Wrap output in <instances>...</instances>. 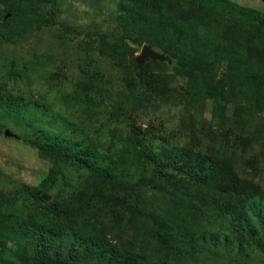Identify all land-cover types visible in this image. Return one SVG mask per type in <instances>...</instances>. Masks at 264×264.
Masks as SVG:
<instances>
[{"label":"rangeland","instance_id":"rangeland-1","mask_svg":"<svg viewBox=\"0 0 264 264\" xmlns=\"http://www.w3.org/2000/svg\"><path fill=\"white\" fill-rule=\"evenodd\" d=\"M236 7L260 19L252 14L247 26ZM263 20L264 0H0V264H87L72 244L76 232L94 233L64 224L65 236L40 241L48 215L89 212L116 244L106 216L120 210L122 244L148 247L155 264H264V133L244 110L226 122L216 112L228 90L246 106L255 83L247 68L235 75L205 59L198 68L207 70L190 80L165 52L186 50L193 28L215 36L228 27L258 75ZM175 22L179 41L163 33ZM147 45L169 62L139 66ZM228 119L249 123L244 154L225 150ZM186 169L191 181L177 182Z\"/></svg>","mask_w":264,"mask_h":264},{"label":"trees","instance_id":"trees-1","mask_svg":"<svg viewBox=\"0 0 264 264\" xmlns=\"http://www.w3.org/2000/svg\"><path fill=\"white\" fill-rule=\"evenodd\" d=\"M232 14L238 16L239 19H245L248 18L247 16H250L248 19L247 26L250 23L251 17L253 18V15L255 16V20L258 22L260 19V15L256 14L252 11L241 9V8H233L231 11ZM253 14V15H252ZM176 22L171 26V28L166 29V33L164 35L170 36V37H177L178 41L179 38H181L184 35V32H181L176 26H174ZM262 26H264V20L262 21ZM202 28V27H201ZM200 28V29H201ZM198 30L196 28H193L189 35L184 36V39L189 40V44L186 50L175 53L172 51V49H165V52L168 54L173 55L176 58V62L174 64L175 72L179 75L186 76L190 80H194L196 77L200 76L202 72L207 70L204 68V66H201L199 69V61L200 63L202 61L207 60L213 62L215 66H218L222 61L228 63L231 72L236 75L238 72V68H247L244 72V78L249 80L251 83H255V89L251 92H248V96L246 95V101H249L246 106L238 105L234 102L232 97V91L228 90V95L230 100L226 99L224 102L225 105H221L217 109V113L221 118H226L225 122L227 121V117L230 115H233V117H236L234 114L237 113L239 109L244 110V115L250 114L249 117V123L251 124L252 129H255L258 135L261 133H264V124L261 122V116L259 115L262 113V106L260 103L264 101V73H260L257 75L254 73L250 68H259L261 65H259V62L257 59L254 60V58L251 55V52L248 50L240 51L236 50L233 47V38L234 36L231 34V32H228L227 28L220 29L219 32L215 33V36L211 35L208 31ZM245 29V28H244ZM103 42L106 43L105 38H103ZM108 43V42H107ZM109 46L115 47V44H108ZM205 56V58H202V56ZM160 62V61H159ZM168 62V61H167ZM203 63V62H202ZM206 66V65H205ZM210 66V65H209ZM210 68V67H207ZM256 75V77H255ZM233 81V79H232ZM204 91V97H207V84L205 86V83L203 84ZM193 94H196L199 96L198 92H194ZM203 101V100H202ZM235 103L234 107H228L229 104ZM239 119V117H236ZM229 120V119H228ZM232 122L231 125L229 123ZM235 120H229L227 124H224L222 126V129H224V132H221V137L224 139L225 143V150L228 148L233 151L232 155L235 156V152L241 151L243 148L242 154L246 152L247 149L251 148V142L252 137L254 136L253 133L248 129V124H246L245 121L238 120L235 124ZM235 137V138H234ZM247 137H249L247 139ZM194 140V136H192ZM198 143V141L196 142ZM197 145V144H196ZM211 156L210 158H212ZM253 157V156H250ZM254 161L256 159L252 158ZM186 174L183 176H179V179H177V182L182 181H191V177L193 176V173L189 171V169H186ZM44 202V200H41ZM105 201V200H104ZM3 205V204H2ZM120 209V208H119ZM137 208L135 211H138ZM143 210V209H142ZM146 212L147 210L144 209ZM89 213V212H87ZM87 213H80V214H65L63 215H57L51 214L48 215L49 221L53 222V224L50 225L49 231L47 230V234H44V236H39L41 238L40 241H50L55 240V238L52 236L53 234H60V236H65V234H62V231L60 230V227L64 224H72L73 226H76L77 224L82 225V228L85 230H89L93 232V239H89L88 236H83V232H76V235L78 238L74 241L72 244V249L74 252V255L79 256L82 259L87 260V264H96L98 263V260L100 261V264H117V259L121 258L124 260L123 264H135L141 263L143 260H146L147 264H155L154 260V253L152 255V251L147 248H139L134 249L132 244L130 246L123 245L124 239L126 236H124V229H117L116 226L119 225L120 221L127 218V214H124V212L115 211L113 213H110L107 217V222L113 225V231H110L107 235L114 234V238L116 241V244H112L108 238H106V232L104 233V226L103 228L99 229L98 231L95 230L96 225L98 223V220H96L95 215L87 214ZM138 217L140 216L141 219L144 222L151 221V217L144 214H140L137 212ZM86 218V219H85ZM32 221V220H31ZM29 221L27 223V227L32 223ZM133 223V222H132ZM111 225V226H112ZM45 225L44 227L47 229ZM38 234V232H34ZM88 235H90L87 232ZM59 236V237H60ZM83 236V237H82ZM136 236V234H133L131 238ZM37 237V236H36ZM118 243L120 248L125 249V257L120 256V249L118 247ZM180 253V251H178ZM174 253V250L168 248V250H164L163 254L171 258L172 254ZM33 255L30 257L32 258ZM153 257V258H152ZM175 258V257H174ZM152 259V260H151ZM175 260V259H173ZM148 261V262H147ZM104 262V263H103ZM158 263V262H157ZM119 264V263H118ZM171 264V263H170ZM178 264V263H175Z\"/></svg>","mask_w":264,"mask_h":264},{"label":"water","instance_id":"water-1","mask_svg":"<svg viewBox=\"0 0 264 264\" xmlns=\"http://www.w3.org/2000/svg\"><path fill=\"white\" fill-rule=\"evenodd\" d=\"M151 59L153 61L167 62L168 58L165 54L155 51L151 46H144L141 50L140 55L137 57L136 61L139 66H141L145 60ZM169 62V61H168Z\"/></svg>","mask_w":264,"mask_h":264}]
</instances>
